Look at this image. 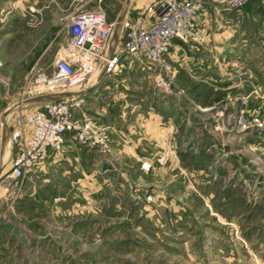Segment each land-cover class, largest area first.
<instances>
[{"label": "rangeland", "instance_id": "rangeland-1", "mask_svg": "<svg viewBox=\"0 0 264 264\" xmlns=\"http://www.w3.org/2000/svg\"><path fill=\"white\" fill-rule=\"evenodd\" d=\"M151 1L0 0V120L7 109L12 123L21 112L38 104L28 101L32 99L26 93L29 73L36 66L51 71L56 52L68 38L67 15L77 8L100 7L107 20L114 21L127 12L136 14ZM206 16L212 19L207 24ZM236 18L244 21L231 25L230 33L224 32L223 21ZM257 18L264 19V7L255 0L239 10L204 7L199 20L202 38L188 43L206 47V42H220L230 50H219L237 52L248 31L262 33L263 25L254 26ZM124 67L127 88L117 89L132 102L148 96L174 98L178 97L174 93H181L174 78L171 92L158 88L153 73L139 61L126 59ZM261 79L264 84V73ZM259 91L264 109V86ZM181 94L195 112L194 125L184 119L174 121L173 142H165L150 155L154 160L162 153L168 155L165 163H154L169 166L162 201L143 209L141 201L133 199L125 202L126 210L105 212L103 206L101 217L68 218L64 223L72 226L68 232L71 243L63 253L75 257L67 264H264V132L237 131L232 117L242 110L247 116L258 113L250 105L235 104L241 91L233 92V105L215 102L201 106L184 89ZM236 146L246 162L243 178L237 181L222 164L235 161L228 151ZM256 168L263 171L259 178ZM24 182L19 190L0 196V223L14 218L13 203Z\"/></svg>", "mask_w": 264, "mask_h": 264}, {"label": "crops", "instance_id": "crops-1", "mask_svg": "<svg viewBox=\"0 0 264 264\" xmlns=\"http://www.w3.org/2000/svg\"><path fill=\"white\" fill-rule=\"evenodd\" d=\"M222 1L208 0L205 7L221 8ZM204 19L206 24L212 20L207 16ZM255 20L254 26L263 25L260 27L262 33L254 32L255 29L247 34L243 32L246 36L239 43L237 52L219 50H230L229 46H220V42L214 45L206 42V47H201L176 40L168 61L177 88L184 89L201 106L215 102L233 105V92L241 91L235 104L250 105L254 113H264L259 103V89L264 86L261 79V73H264V19ZM242 21V18L225 19L224 32ZM124 69L123 66L114 75L113 81L99 83L96 92L92 91L94 81L88 83L91 86L88 90L72 92L83 97L76 116L90 117L110 128L109 151L100 153L95 148L70 141L59 151L46 150L42 160L24 178L22 191L13 203L14 218L0 223V264H67L75 257L63 253V248L71 243L68 232L72 226L64 223L68 218H96L103 206L105 212L126 210L125 202L133 199L140 200L142 208L148 209L149 204L164 198L163 186L169 166L154 165L150 171H144L140 168V160L152 158L150 155L162 149L165 142H173L174 121L184 119L194 125L195 112L179 92L174 93L178 94L174 98L148 96L132 102V98L117 89L127 88L124 86L128 84L127 77L122 74ZM133 72L129 70V73ZM28 101L39 102L33 98ZM7 111L0 120V174L9 169L16 152V146L10 141L14 122H8ZM237 148L228 151L236 157L235 161L222 162L235 175L232 179L236 181L243 178L241 172L246 167L242 152ZM261 172V169L257 171V178L261 177ZM194 182L197 184L195 179ZM147 194L153 195L149 203L144 200ZM49 220L53 222L48 224ZM55 220L61 221L60 224L54 223ZM47 251L53 254L48 255Z\"/></svg>", "mask_w": 264, "mask_h": 264}, {"label": "built area", "instance_id": "built-area-1", "mask_svg": "<svg viewBox=\"0 0 264 264\" xmlns=\"http://www.w3.org/2000/svg\"><path fill=\"white\" fill-rule=\"evenodd\" d=\"M250 0H223L224 9L238 10ZM264 7V0H256ZM208 0H152L136 14L125 13L120 21H108L100 7L77 8L65 18L68 38L56 52L52 69L46 72L34 67L29 73V98L58 95L53 100L38 102L14 120L10 141L16 152L9 169L0 174V196L19 190L26 174L44 157L46 150L62 149L67 141L100 153L109 151L110 128L87 116H76L83 97L72 92L88 90V83L97 85L111 78L124 66L126 59L143 63L153 73L155 85L171 92L174 78L168 61L175 41H199L202 32L199 20ZM116 29V32H115ZM119 31L117 32V30ZM183 93V90H180ZM70 92L73 95L64 96ZM237 131L264 132V115H245L243 110L232 116ZM167 154L156 160H140V168L150 171L154 163L163 164ZM153 200L152 194L144 196Z\"/></svg>", "mask_w": 264, "mask_h": 264}, {"label": "water", "instance_id": "water-1", "mask_svg": "<svg viewBox=\"0 0 264 264\" xmlns=\"http://www.w3.org/2000/svg\"><path fill=\"white\" fill-rule=\"evenodd\" d=\"M124 15V14H123ZM123 15H121L117 21H120L123 17ZM115 32H116V29H115ZM70 95H73L72 93L70 92H67L64 94V96H70ZM59 96L57 95H46V96H41V97H36V98H33L34 101H47V100H53V99H56L58 98Z\"/></svg>", "mask_w": 264, "mask_h": 264}]
</instances>
